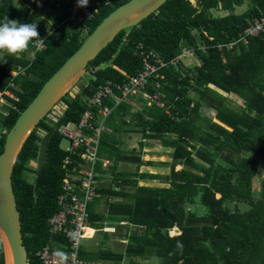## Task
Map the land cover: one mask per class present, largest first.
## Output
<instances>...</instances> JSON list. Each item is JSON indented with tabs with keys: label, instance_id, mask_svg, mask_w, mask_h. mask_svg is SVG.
<instances>
[{
	"label": "trees",
	"instance_id": "1",
	"mask_svg": "<svg viewBox=\"0 0 264 264\" xmlns=\"http://www.w3.org/2000/svg\"><path fill=\"white\" fill-rule=\"evenodd\" d=\"M73 1L46 0L42 8L54 12L51 21H46L34 12L35 1L0 0V23L5 17L20 23L34 22L39 35L46 38V49L33 56L27 54L33 51L31 43L29 50L17 55L0 51V90L8 89L14 79L17 87L13 90L20 97L17 101L8 96L19 110L5 105L9 115L0 111V155L8 132L45 83L79 50L95 27L128 0L102 3L94 17L81 25L67 21ZM225 11L229 14L223 15ZM261 12L264 0H167L139 24L119 33L89 63L90 82L67 101L57 122L48 118L51 112L39 122L14 168L13 188L29 264H43L37 254L52 238L54 250L66 251L69 246L63 235H52L49 224L58 211L57 195L66 176L63 162L68 153L61 149L63 136L58 127L79 123L87 108L84 99L108 80L123 83L142 69L141 58L136 55L139 44L166 60L178 56L185 47L196 49L203 44L209 48L197 50L191 67H184L182 62L179 67L162 70L164 77L156 79L167 96L170 114L156 105L147 106L141 98L142 109L136 112L127 103L114 110L113 114L130 115L129 122L142 140H161L172 149L169 174L139 175L168 186H141L137 178L122 172L114 180L116 186L112 183L108 190L98 188L101 196L96 202L105 203L102 197L110 192L109 211L94 214V201L89 207L90 226L96 227L94 217L127 221L129 241L124 253L100 248L90 252L81 245L79 257L113 264H123L126 259L128 264H264V178L258 193L254 187L256 178L264 176V34L250 38L247 44L237 43L245 27ZM19 66L25 70L14 77L11 71ZM224 94L240 96L244 106L235 108ZM203 108L215 111V116ZM95 114L98 119L100 111ZM119 120L121 125L118 122L114 134L103 133L101 156L116 165H143V152L128 153L120 147L115 134L129 123L125 117ZM51 130L48 159L36 186L41 143ZM144 148L142 143L141 151ZM177 166L182 169L176 170ZM198 204L208 211L201 214L188 209ZM233 205L236 210H232ZM239 205L246 210H238ZM175 227L179 232L172 235ZM0 264H6L2 241Z\"/></svg>",
	"mask_w": 264,
	"mask_h": 264
},
{
	"label": "built area",
	"instance_id": "2",
	"mask_svg": "<svg viewBox=\"0 0 264 264\" xmlns=\"http://www.w3.org/2000/svg\"><path fill=\"white\" fill-rule=\"evenodd\" d=\"M110 2L111 0H89L86 7H78L77 0H74L68 9L70 15L67 21L81 25L86 19L94 17L97 6ZM262 34H264V12L251 20L237 43L247 44L250 38ZM40 38L33 39L31 42L34 54L46 49V38L42 36ZM208 48V45H201L196 49L185 47L181 49L178 56L166 60L155 50L139 44L136 47V55L141 58L142 69L123 83L108 80L98 87L91 97L84 99L87 108L79 123L68 122L58 127L63 138L70 141V147L65 150L68 153L63 162L66 176L62 179L61 190L57 195L58 211L49 219V224L52 235H63L69 241L68 249L65 251L67 253L66 264H103L81 259L79 249L81 240L86 237V229L91 223L89 207L100 195L98 188H100L101 181L98 177L100 173H98L97 165L102 161L106 164L111 162L101 156V140L103 133L107 132V119L116 108L123 103L130 102L132 98L138 100L141 98L147 106L156 105L166 109L167 114H170V109L166 105L167 96L162 92V85L156 79L164 77L161 74L162 70L168 67H179L183 59L196 60L197 50L204 52ZM218 48L223 47L219 45ZM24 70L23 66H19L12 70L11 74L16 77ZM16 87L17 84L13 79L8 89L0 90V111L5 115L10 113L9 109L4 108L5 105L19 110L18 105L8 97L20 101V97L13 90ZM108 102H112V105L110 106ZM96 110L100 111L101 119H96ZM62 115L63 112L50 117L57 122ZM3 132L6 133L7 130L4 129ZM52 243H54L53 238L50 245L37 254L43 264H59L58 257L54 255L56 250L52 249Z\"/></svg>",
	"mask_w": 264,
	"mask_h": 264
},
{
	"label": "water",
	"instance_id": "3",
	"mask_svg": "<svg viewBox=\"0 0 264 264\" xmlns=\"http://www.w3.org/2000/svg\"><path fill=\"white\" fill-rule=\"evenodd\" d=\"M167 0H128L113 10L98 24L79 50L45 83L28 108L7 134L3 153L0 155V233L3 236L5 263L7 249L11 264H29L24 245L21 212L13 188V172L20 153L31 138L37 125L86 75L88 65L105 49L119 33L139 24L158 10ZM229 11L223 12V15ZM215 120L225 127V123ZM53 130L46 133L37 159L38 185L48 159V144Z\"/></svg>",
	"mask_w": 264,
	"mask_h": 264
},
{
	"label": "crops",
	"instance_id": "4",
	"mask_svg": "<svg viewBox=\"0 0 264 264\" xmlns=\"http://www.w3.org/2000/svg\"><path fill=\"white\" fill-rule=\"evenodd\" d=\"M194 1V0H191ZM222 93V92H221ZM135 101L137 102V98H132L128 105L132 106V111L136 112L138 109L140 110L141 108L139 107L136 109ZM134 106V107H133ZM129 116L127 114H120L117 111L112 114L108 119L111 120L110 124L107 122L106 123V128L107 131L111 134H114V129L115 127L117 128L119 125H121V122L119 118L125 117L127 119V122L129 123L128 127H123L121 132H116L117 139L119 141L120 147L123 149L124 152H133L135 151L136 153H141V152H146L149 151V145L147 142L151 141L152 139H149L147 141L142 140V135L137 132L136 127L132 125L129 119ZM107 119V121H108ZM118 122L119 125H118ZM112 125V126H111ZM114 126V127H113ZM116 130V129H115ZM155 140V139H154ZM161 145L158 146L155 144L156 147L152 148L153 153H150L151 155H146L149 156V159H145V154L143 153V160L145 163L141 166H138L137 164H132V163H121L119 165H116L114 161H112L110 158H104L103 159H109L111 162L110 164H106L103 161L98 163L97 165V170L98 173H100V188L101 187H106V190H108L109 186L113 183L115 185V178L118 176L120 173H126L127 175L133 176V178H137L140 181H146V182H152V181H158V180H145L141 179L139 175L141 174H153V175H167L158 171H155V169H158L159 167L163 168H170L171 162H172V149L166 148L163 144V142L160 140ZM145 144V148L141 151V144ZM169 151V154L167 153ZM153 162V165H148L147 162ZM102 165V169H98V166ZM178 167V166H177ZM180 167V166H179ZM144 169V171L142 170ZM145 169L149 171H145ZM138 174V175H137ZM141 185V184H140ZM116 186V185H115ZM142 186V185H141ZM148 186V185H146ZM154 187V186H151ZM108 192V193H107ZM100 193V191H98ZM110 192L106 191V194L104 198L102 197V202H96L93 207H91L92 211L94 214H105L109 211L107 201L110 198ZM98 196H101L98 195ZM98 198V197H97ZM96 198V199H97ZM120 200V199H118ZM102 217H94V225L96 227H91V223L88 228H90L93 233L89 236H86L85 239L87 241L84 243L82 247L86 249V251L94 252L96 249H108L110 251H114L116 253H124L126 249V243L129 241L127 237V232L129 230V223L127 221H122L121 223L119 222H114L111 221L109 218L106 217V219H101ZM132 226V225H131ZM133 227V226H132ZM108 232V233H105ZM97 235V238L95 241L90 242L89 239H93L94 236ZM93 236V237H92ZM109 240L106 241V240ZM0 241H2V237L0 235ZM127 260V259H126ZM125 260V261H126ZM124 261V262H125ZM94 262H101L103 264H113L112 262H104V261H94Z\"/></svg>",
	"mask_w": 264,
	"mask_h": 264
},
{
	"label": "rangeland",
	"instance_id": "5",
	"mask_svg": "<svg viewBox=\"0 0 264 264\" xmlns=\"http://www.w3.org/2000/svg\"><path fill=\"white\" fill-rule=\"evenodd\" d=\"M32 1H35V3H34L35 4L34 12L36 14H38V16L41 17V18H43L44 20L51 21V16H53L54 12L51 9H48V8H45L44 9V8H42L46 0H39V5L36 2V0H32ZM27 50H29V49H27ZM27 54L29 56H33V51L30 49L27 52ZM194 61L195 60H193L191 58L183 59L184 67H186V66L191 67L194 64ZM91 78H92V74L90 72H87L86 75L69 92L70 94L68 93L69 95L64 100H62L61 102H59V103H57L55 105V107L51 110V113H50V115H49L48 118H50L51 115H60L62 112H64V110L67 108V101L71 100V98L73 96H75L76 94H78L79 91L82 89V86H84L85 84H88L90 82V79ZM224 95L228 97V99L230 100L229 103L232 106H234L235 108H238L239 109L240 107L244 106V99L241 98L240 96H236L234 94H229V95L224 94ZM132 102H135V101H132ZM137 102L138 103L135 102V105H134L136 107V109H138L139 107L142 109L141 102L138 101V99H137ZM203 111H208L210 115L215 116V111H213V110H210V109H207V108H203ZM98 119H101L100 115H98ZM147 144L149 145V148H148L149 151H146L145 152L143 150L144 151L143 153L145 154V156H144L145 159H149V156H146V155H148V154L151 155L150 153H153L154 152L152 148L156 147L155 144H157L158 146H160L161 145V142H160V140H157V139L154 140V139H152L151 141L147 142ZM69 147H70V141L67 138H63V140L61 142V149L66 150ZM167 151H168L167 153L169 154V151L170 150H167ZM36 166H37V164H36ZM36 166L34 165V167H36ZM181 169H182L181 166L180 167L179 166L176 167V170H181ZM142 170L144 171V169H142ZM146 170L147 169H145V171ZM147 171H149V170H147ZM155 171H158V172H161V173H164V174H167V173L169 174L170 173V168H166L165 169L163 167L162 168L159 167L158 169H155ZM261 178H264V176L258 177L255 180L254 187H255V190H257L256 191L257 193L259 191V186H260ZM140 184L141 185L154 186V187H167L168 186L167 184H164V183H162L159 180L158 181H152V182L140 181ZM188 209L199 210L201 214H203V213H205V212L208 211L207 207H204L203 205H200V204H198L197 206H193L191 208L188 207ZM236 209H237L236 208V205H233L232 206V210H236ZM238 210H243L244 211L246 209H244V207L242 205H239L238 206ZM178 232L179 231L177 230L176 227L171 230V234L172 235H176ZM92 233H93V231L90 228H87L86 229V233H85L86 236H89ZM0 235H1L2 240H3V236H2L1 233H0ZM96 238H97V235H95L93 239H89V241L90 242H93V241H95ZM86 241H87V239H85V238L82 239L81 240V245L83 246ZM106 241L109 242L108 239ZM123 264H128V260H126L125 262H123Z\"/></svg>",
	"mask_w": 264,
	"mask_h": 264
},
{
	"label": "clouds",
	"instance_id": "6",
	"mask_svg": "<svg viewBox=\"0 0 264 264\" xmlns=\"http://www.w3.org/2000/svg\"><path fill=\"white\" fill-rule=\"evenodd\" d=\"M39 5V0H36ZM89 0H77L78 7H86ZM37 23H20L5 17L0 23V51L10 55H17L26 51L33 39H41ZM51 34V33H49ZM59 259V264H66L67 253L57 249L54 253Z\"/></svg>",
	"mask_w": 264,
	"mask_h": 264
},
{
	"label": "bare ground",
	"instance_id": "7",
	"mask_svg": "<svg viewBox=\"0 0 264 264\" xmlns=\"http://www.w3.org/2000/svg\"><path fill=\"white\" fill-rule=\"evenodd\" d=\"M7 253H8L7 255L8 264H11L10 253L8 252V249H7Z\"/></svg>",
	"mask_w": 264,
	"mask_h": 264
}]
</instances>
